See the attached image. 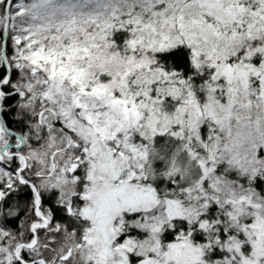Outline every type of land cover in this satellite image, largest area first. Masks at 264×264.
<instances>
[{
	"label": "snow or ice",
	"instance_id": "6c2138e0",
	"mask_svg": "<svg viewBox=\"0 0 264 264\" xmlns=\"http://www.w3.org/2000/svg\"><path fill=\"white\" fill-rule=\"evenodd\" d=\"M0 264H264V0H0Z\"/></svg>",
	"mask_w": 264,
	"mask_h": 264
}]
</instances>
